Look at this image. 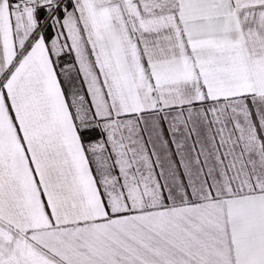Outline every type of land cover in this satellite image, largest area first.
Masks as SVG:
<instances>
[{
    "label": "snow or ice",
    "instance_id": "snow-or-ice-1",
    "mask_svg": "<svg viewBox=\"0 0 264 264\" xmlns=\"http://www.w3.org/2000/svg\"><path fill=\"white\" fill-rule=\"evenodd\" d=\"M0 264H264V0H0Z\"/></svg>",
    "mask_w": 264,
    "mask_h": 264
}]
</instances>
